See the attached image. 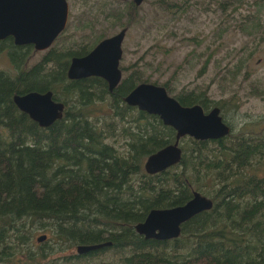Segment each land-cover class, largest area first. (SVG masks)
Returning <instances> with one entry per match:
<instances>
[{"label": "trees", "instance_id": "obj_1", "mask_svg": "<svg viewBox=\"0 0 264 264\" xmlns=\"http://www.w3.org/2000/svg\"><path fill=\"white\" fill-rule=\"evenodd\" d=\"M191 1L153 2L156 13L148 30L171 28L177 37L178 22L192 18V8L194 13L201 5ZM242 2L208 0L206 5H217L224 24ZM258 5L257 15L247 17L250 24L239 29L248 36L260 35L264 42V1ZM140 7L134 1L106 0L95 20L81 15L84 30H91L86 41H94L95 46L109 37L103 27L96 34L99 25L130 30L138 23ZM172 23L178 25L171 27ZM238 25H220L216 40L222 41ZM192 38L183 36L181 42L198 47L199 39ZM0 50H6L14 66L13 72L0 70V264H69L113 253L115 261L107 264H264V118L220 140L186 137L181 140L185 142L182 161L149 175L146 159L173 144L176 132L160 117L124 100L139 84L150 83L165 87L183 106L200 105L206 112L220 107L226 119L229 111L239 112L237 94L216 102L195 89L174 94L172 79L142 76L149 64L110 91L99 77L68 78L71 57L83 55L82 51L49 53L29 67L27 62L36 52L33 46H17L10 37L0 42ZM252 56H242L235 71L227 70L231 78L224 74L222 79L235 81ZM48 91L65 104V111L62 119L44 128L18 108L14 96ZM104 108L108 112L102 114ZM196 192L212 200L213 208L185 223L179 238L158 241L137 233L136 225L152 210L182 206ZM40 233L47 236L42 243ZM106 242L112 246L88 255L76 253L64 261L51 259L55 248Z\"/></svg>", "mask_w": 264, "mask_h": 264}, {"label": "rangeland", "instance_id": "obj_2", "mask_svg": "<svg viewBox=\"0 0 264 264\" xmlns=\"http://www.w3.org/2000/svg\"><path fill=\"white\" fill-rule=\"evenodd\" d=\"M70 8V17L68 22V29L64 32L60 39H57L53 44L52 49L44 52H33L32 58H29L27 66L33 67L39 64L41 60L51 53L58 55L65 53L67 48H73L74 51H80L73 43L77 42L79 45L87 44L91 30H84L86 23L81 20V15H86L95 20L100 16L106 0H67ZM118 1V0H117ZM157 0H145L138 10V23L127 33L124 41V57L121 67L127 69L123 73V78L126 79L131 73L136 72L137 69L142 67L146 68V64L151 65L145 74L144 78L163 77V81L172 79L173 87L175 88L174 94L182 90L195 89L198 94L206 95L211 101L216 102L222 98L229 97L237 94L239 96L238 103H241L238 113L229 111L226 116V122L233 128L235 132H239L244 124L250 122H257L264 118V42H260L261 36H248L243 33L239 26L250 24L247 19L249 15H257L259 8L258 3L261 0H243L239 6L240 9L234 16L226 23H222L220 14L216 13V4L207 6L208 0H192L191 4L199 1L201 5L198 6V11L193 13L192 18L186 19L185 17L178 24L177 37L171 34V28L166 32L149 31L147 26L149 20L156 13L152 4ZM264 1V0H263ZM124 7V6H123ZM264 12V8L261 9ZM237 30H230L225 35L222 41H217L215 31L226 26H232L236 23ZM160 26V25H159ZM103 27L104 31L108 32L107 36H112L121 31L115 27L106 25H99ZM102 32V28L100 29ZM183 36L186 39L197 37L201 43L198 47L194 42L185 41L181 42ZM254 37V38H253ZM194 39V38H192ZM3 47V46H1ZM6 50H0V70L13 72L14 66L10 59L6 57ZM252 54L253 56L248 61V68L235 80L226 82L222 79L224 74H227L228 69L236 70L235 66L240 64L242 56L247 57ZM247 59V58H246ZM209 63L202 73L203 67ZM135 65V68L130 70V66ZM158 65H161L160 70ZM52 68V63L49 69ZM251 72L249 79H245V74ZM231 78V74H227ZM154 78V79H156ZM99 105H103L99 103ZM106 108L101 112L107 113ZM185 142H181V147ZM40 233L37 237L44 235ZM48 235V234H47ZM49 243V242H47ZM52 243V242H51ZM37 245H40L36 241ZM34 251H38V247ZM51 259H59L64 261L67 257L76 255L77 248H55ZM114 259L113 254H104L97 258H88L86 261L70 260L69 264H107L108 261ZM66 263V261L64 262Z\"/></svg>", "mask_w": 264, "mask_h": 264}, {"label": "water", "instance_id": "obj_3", "mask_svg": "<svg viewBox=\"0 0 264 264\" xmlns=\"http://www.w3.org/2000/svg\"><path fill=\"white\" fill-rule=\"evenodd\" d=\"M119 1H134L137 6H141L145 0ZM69 14L67 0H0V42L12 37L17 46L31 45L36 51H47L66 30ZM126 32L124 29L105 39L89 55L74 58L68 70V78L82 80L99 77L108 82L110 91L117 89L123 77L120 62ZM124 100L130 107L160 117L165 126L176 132L173 144L146 159L144 169L149 175L162 173L181 162L183 150L180 141L183 137L198 141L220 140L232 132L218 107L206 113L200 105L183 106L163 86L141 83ZM14 102L22 112L44 128L62 119L65 110L63 104L55 101L51 91L15 95ZM212 208L213 201L196 192L193 199L182 206L152 210L135 229L146 239L174 240L180 237L185 223ZM46 240V235L38 238L40 243ZM110 246L112 242L82 245L77 247V254L86 255Z\"/></svg>", "mask_w": 264, "mask_h": 264}, {"label": "flooded vegetation", "instance_id": "obj_4", "mask_svg": "<svg viewBox=\"0 0 264 264\" xmlns=\"http://www.w3.org/2000/svg\"><path fill=\"white\" fill-rule=\"evenodd\" d=\"M119 1V0H118ZM68 2V1H67ZM69 4V3H68ZM70 9V8H69ZM69 17H70V15H69ZM67 29V28H66ZM100 27H98V30H97V32H96V34H98V33H101L100 32ZM126 30H127V32H126V36H127V33L129 32V29L128 28H125ZM124 30V29H123ZM102 31H103V28H102ZM65 32V31H64ZM121 32V31H120ZM120 32H118V33H120ZM117 33V34H118ZM117 34H114V35H110L108 38H110V37H113V36H115V35H117ZM61 37V36H60ZM60 37L58 38V39H60ZM108 38H105V39H108ZM105 39H103V40H101V41H99V42H97L96 43V45L95 46H93L94 44H93V42L94 41H90L89 43H87V44H81V45H79V43H77V42H74L73 43V45L74 46H76V47H78L79 48V52H81L82 51V53H83V55H81V56H72L71 57V62H72V60L74 59V58H80V57H85V56H87V55H89L102 41H104ZM125 39H126V37H125ZM57 41V40H56ZM55 41V42H56ZM125 41V40H124ZM2 42V41H1ZM55 42H54V44H55ZM123 45H124V43H123ZM93 46V47H92ZM52 47H53V45H52ZM52 47L50 48V49H52ZM49 49V50H50ZM51 51V50H50ZM36 52H39V51H36ZM66 54H68V55H71L72 53H75V51H74V49L73 48H67V50H66V52H65ZM123 57H124V47H123ZM122 60H123V58H122ZM122 60H121V62H120V69H121V71H122V76H123V73H124V71H125V69H123L122 67H121V64H122ZM71 62H70V65H71ZM70 65H69V67H70ZM130 68V70L132 69V68H135V65H132V66H130L129 67ZM132 74V73H131ZM130 74V75H131ZM90 78H93V77H90ZM86 79H88V78H86ZM85 79V80H86ZM102 79V78H101ZM124 78L122 77V80H123ZM82 80H84V79H82ZM104 80V79H103ZM71 81H80V80H71ZM106 81V80H105ZM122 82V81H121ZM106 83H107V85H108V88H109V90H110V86H109V84H108V82L106 81ZM121 84V83H120ZM119 84V85H120ZM56 102H58V101H56ZM58 103H61V104H63L64 106H65V104L64 103H62V102H58ZM194 106V105H193ZM214 108H216V107H214ZM214 108H212L210 111H212ZM220 110H221V108L220 107H218ZM204 109V108H203ZM65 111V110H64ZM209 111V112H210ZM206 112V111H205ZM209 112H206V113H209ZM64 114V113H63ZM221 114H222V111H221ZM223 116V115H222ZM224 118V117H223ZM225 120V119H224ZM226 121V120H225ZM227 123V122H226ZM228 124V123H227ZM229 125V124H228ZM230 126V125H229ZM231 127V126H230ZM232 128V127H231ZM232 133V132H231ZM186 137H188V136H186ZM186 137H183L182 139H184V138H186ZM228 137V136H227ZM189 138H191V137H189ZM181 139V140H182ZM180 144H181V141H180ZM180 147H181V145H180ZM182 158H183V154H182ZM182 161V160H181Z\"/></svg>", "mask_w": 264, "mask_h": 264}, {"label": "bare ground", "instance_id": "obj_5", "mask_svg": "<svg viewBox=\"0 0 264 264\" xmlns=\"http://www.w3.org/2000/svg\"><path fill=\"white\" fill-rule=\"evenodd\" d=\"M99 251V250H98ZM88 255V254H87Z\"/></svg>", "mask_w": 264, "mask_h": 264}]
</instances>
